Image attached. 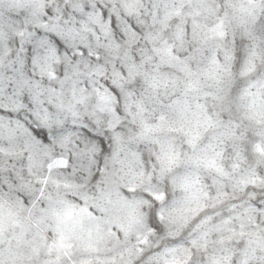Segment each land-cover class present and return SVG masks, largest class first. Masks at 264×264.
Wrapping results in <instances>:
<instances>
[{
  "label": "snow or ice",
  "instance_id": "1",
  "mask_svg": "<svg viewBox=\"0 0 264 264\" xmlns=\"http://www.w3.org/2000/svg\"><path fill=\"white\" fill-rule=\"evenodd\" d=\"M0 264H264V0H0Z\"/></svg>",
  "mask_w": 264,
  "mask_h": 264
}]
</instances>
